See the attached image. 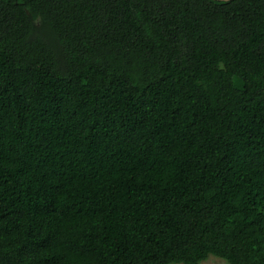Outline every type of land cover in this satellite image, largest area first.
<instances>
[{"label":"trees","instance_id":"obj_1","mask_svg":"<svg viewBox=\"0 0 264 264\" xmlns=\"http://www.w3.org/2000/svg\"><path fill=\"white\" fill-rule=\"evenodd\" d=\"M264 264V0H0V264Z\"/></svg>","mask_w":264,"mask_h":264},{"label":"rangeland","instance_id":"obj_2","mask_svg":"<svg viewBox=\"0 0 264 264\" xmlns=\"http://www.w3.org/2000/svg\"><path fill=\"white\" fill-rule=\"evenodd\" d=\"M202 264H227V263L218 257L209 256L205 261L202 262Z\"/></svg>","mask_w":264,"mask_h":264}]
</instances>
